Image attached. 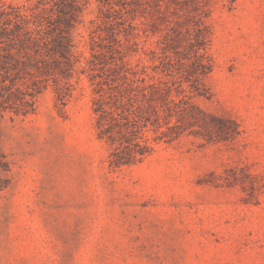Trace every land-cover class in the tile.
Instances as JSON below:
<instances>
[{
	"label": "rangeland",
	"instance_id": "obj_1",
	"mask_svg": "<svg viewBox=\"0 0 264 264\" xmlns=\"http://www.w3.org/2000/svg\"><path fill=\"white\" fill-rule=\"evenodd\" d=\"M0 264H264V0H0Z\"/></svg>",
	"mask_w": 264,
	"mask_h": 264
},
{
	"label": "trees",
	"instance_id": "obj_2",
	"mask_svg": "<svg viewBox=\"0 0 264 264\" xmlns=\"http://www.w3.org/2000/svg\"><path fill=\"white\" fill-rule=\"evenodd\" d=\"M71 4L74 5L75 4V0H70ZM69 52V47L66 44H63L59 53L61 54V56L63 57H67ZM153 94H158V96H160L161 101L163 103V110H166L167 113L170 114L171 111V105L170 102H172L171 99L168 98H164L163 94L161 92V87L159 84H157L156 82H149L145 85H142L140 88V96H141V100H146V102L151 100V96ZM123 98L121 97L119 98V101H117L118 99H116L115 101L120 102V104H117L115 101H111L106 100L102 103H100L97 108L95 109V111L97 112V123L99 125H101L103 127V132L107 133L109 137H111L110 131L113 125H120L123 126L124 129L128 128L129 125L133 126L136 122H135V114H134V105L129 101V99L131 98V96H127V101L129 102H123ZM123 102V103H122ZM129 103V106L127 105ZM117 104V105H116ZM152 105V104H150ZM118 106H122V114H120L119 112L115 111ZM156 105H153V107L155 108ZM139 110V108L141 107V105L137 104L136 106ZM132 108V109H131ZM136 109V108H135ZM138 110H135L136 113ZM113 111H115V113L113 114ZM156 112V117H155V122L159 125L158 122V118H159V112L157 109H155ZM132 117V120H129L128 117ZM119 119H126V121H122V123H118ZM124 148L126 149V152H128L129 155H131L132 157H135L137 155L141 156L143 155L145 152H147V149H149L151 146L147 140V138L142 139V141H137V140H133L131 138H124ZM118 161H115V163H117Z\"/></svg>",
	"mask_w": 264,
	"mask_h": 264
}]
</instances>
